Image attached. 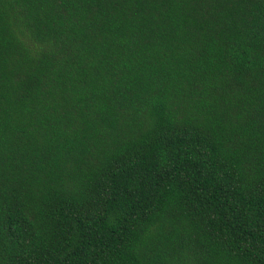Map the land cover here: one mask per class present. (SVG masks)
Returning a JSON list of instances; mask_svg holds the SVG:
<instances>
[{
    "label": "trees",
    "instance_id": "trees-1",
    "mask_svg": "<svg viewBox=\"0 0 264 264\" xmlns=\"http://www.w3.org/2000/svg\"><path fill=\"white\" fill-rule=\"evenodd\" d=\"M0 264H264V0H0Z\"/></svg>",
    "mask_w": 264,
    "mask_h": 264
}]
</instances>
